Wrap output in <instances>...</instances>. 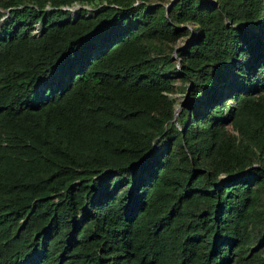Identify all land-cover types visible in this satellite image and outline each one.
<instances>
[{"label":"trees","instance_id":"16d2710c","mask_svg":"<svg viewBox=\"0 0 264 264\" xmlns=\"http://www.w3.org/2000/svg\"><path fill=\"white\" fill-rule=\"evenodd\" d=\"M0 264H264V0H0Z\"/></svg>","mask_w":264,"mask_h":264},{"label":"rangeland","instance_id":"374dc122","mask_svg":"<svg viewBox=\"0 0 264 264\" xmlns=\"http://www.w3.org/2000/svg\"><path fill=\"white\" fill-rule=\"evenodd\" d=\"M176 85H179L180 82L178 80H176L174 82ZM172 96L175 98V107L178 109V107H180L181 105H179L181 103V101L183 100V95L179 92H174L172 93Z\"/></svg>","mask_w":264,"mask_h":264},{"label":"water","instance_id":"95a60500","mask_svg":"<svg viewBox=\"0 0 264 264\" xmlns=\"http://www.w3.org/2000/svg\"><path fill=\"white\" fill-rule=\"evenodd\" d=\"M186 100V96H184L183 100L181 101V103L179 105H182Z\"/></svg>","mask_w":264,"mask_h":264}]
</instances>
